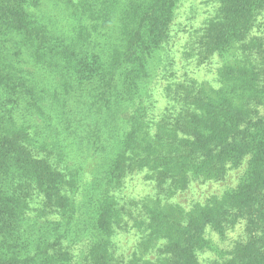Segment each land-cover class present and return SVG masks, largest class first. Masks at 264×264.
<instances>
[{
  "label": "trees",
  "instance_id": "trees-1",
  "mask_svg": "<svg viewBox=\"0 0 264 264\" xmlns=\"http://www.w3.org/2000/svg\"><path fill=\"white\" fill-rule=\"evenodd\" d=\"M217 1L182 55L220 85L175 81L185 106L153 117L179 0H0V264H264V0ZM143 171L160 197L127 199Z\"/></svg>",
  "mask_w": 264,
  "mask_h": 264
},
{
  "label": "rangeland",
  "instance_id": "rangeland-1",
  "mask_svg": "<svg viewBox=\"0 0 264 264\" xmlns=\"http://www.w3.org/2000/svg\"><path fill=\"white\" fill-rule=\"evenodd\" d=\"M75 2V0H72ZM49 2V8L45 7V12L48 14L44 15V18H48L49 21H53L52 14L55 13L62 22L61 26L66 25L68 21V8L66 5H61L60 7L51 6ZM218 9L217 0H179L178 6L175 10L173 20L170 24L169 37L164 43L163 49L160 52L162 67L157 73V77L151 86V101L154 112L151 116L162 113H171L180 109V106H185V100H180L178 97L172 95V93L177 94V91L172 89L176 85L175 81H181L183 83L190 82V80L195 79L197 82H205V84L210 87H218L219 75L216 71V67L221 65V61H218V57L212 58L208 63L202 62L195 64V62L189 63L194 58L184 59L182 55L183 51L190 46L193 40L191 35L194 34V30L201 28L205 23L216 16ZM38 11V10H37ZM57 22V20H56ZM258 25V26H257ZM259 27L260 30H264V13L261 15L259 20L256 22V28ZM264 32V31H263ZM259 34V32H256ZM264 34V33H262ZM169 54V56H168ZM169 76V77H166ZM41 77H43L41 75ZM171 83V84H170ZM170 86V87H169ZM171 96V97H170ZM168 110H171L168 111ZM144 171L138 174H134L124 181L125 187L123 194L125 197H143L145 195L151 197H157L161 195L162 192L157 190L156 186L143 178ZM192 187L184 192L176 194L172 198L162 197L160 200L162 202H180L182 207L189 208L193 205L195 201H203L206 199L207 195L210 193L211 187L207 184L206 186L193 183ZM212 186V185H211ZM216 191H219L218 189ZM164 194V192H163ZM209 236L213 238L215 243L224 245L230 243L231 239L238 234V228L234 232L229 233V240L224 241V238H220L215 232L208 231ZM234 235V236H233ZM119 248L124 251L126 255H130L137 248L138 236L133 234V230L128 233H122L117 238ZM206 260H202L203 264H208L209 259L218 258L216 255L210 252L202 254Z\"/></svg>",
  "mask_w": 264,
  "mask_h": 264
}]
</instances>
